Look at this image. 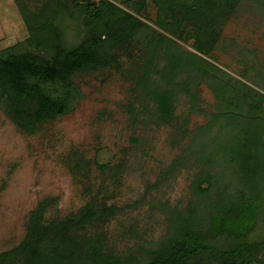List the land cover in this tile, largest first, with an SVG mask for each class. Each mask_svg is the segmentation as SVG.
Returning <instances> with one entry per match:
<instances>
[{
  "label": "rangeland",
  "instance_id": "obj_1",
  "mask_svg": "<svg viewBox=\"0 0 264 264\" xmlns=\"http://www.w3.org/2000/svg\"><path fill=\"white\" fill-rule=\"evenodd\" d=\"M113 1L135 11L139 0ZM156 1H141L144 19L159 32L153 43L140 50L133 46V57L122 54L121 68L77 73L79 93L67 114L28 133L0 109V252L21 243L31 212L46 198L47 223L77 213L93 199L119 207L89 234L101 232L105 248L122 255L151 250L191 222L210 233L209 214L222 202V189L238 190L223 148L217 150L210 139L225 142L231 131L226 118L214 119L222 110L248 109L264 118V0H230L233 6L171 0L168 28L156 23L166 15ZM56 8L54 0H0V50L30 48V26L50 21ZM70 25L75 23L67 22L65 38L72 41ZM209 31L217 40L200 52L196 35L204 39ZM173 59L178 66L170 69ZM232 84L239 95L229 102L224 93ZM243 84L253 93L248 102ZM260 138L263 143L264 130ZM260 203L262 221L264 200ZM241 224L253 225L249 237L264 236L254 224Z\"/></svg>",
  "mask_w": 264,
  "mask_h": 264
},
{
  "label": "trees",
  "instance_id": "obj_2",
  "mask_svg": "<svg viewBox=\"0 0 264 264\" xmlns=\"http://www.w3.org/2000/svg\"><path fill=\"white\" fill-rule=\"evenodd\" d=\"M141 1H135L133 8L136 10L131 11L113 0H98L97 3L94 0H54L58 13L47 23L30 26V48L20 50L12 46L0 50V109L28 133L37 131L48 120L67 114L79 93L74 83L77 73L121 68L122 54L133 57V46L140 50L141 45H151L153 38L159 35L144 19ZM160 1L166 15L156 23L168 28L166 22L175 6L170 4L171 0ZM227 1L233 6L230 0H222V3L227 4ZM69 20L75 23L69 27L75 36L72 41L65 38ZM200 34L196 35V49L210 51L218 36L209 31L202 39ZM192 55L201 58L196 53ZM170 65V69H174L178 60L173 59ZM144 66L148 71L152 68L150 62ZM145 75L143 73L142 78ZM262 81L264 83V79ZM219 85L224 87L223 94L226 81L222 80ZM243 85L246 88L244 100L251 98V88ZM224 95L230 102L239 94L232 84ZM255 106L257 109L261 103ZM247 110L241 114L228 108L214 118L217 121L224 117V124L232 125L231 131L227 130L229 135H225V142L216 137L211 138L210 143L219 145L217 150L223 148L225 159L235 173L238 190L230 186L222 189V202H216L214 211L208 213L211 215L210 233L191 222L181 225L180 234L151 250L142 247L136 252L119 255L105 248V235L101 232L89 234L91 229L120 211L119 207L93 199L77 213L47 223L45 215L50 200L46 198L31 212L27 234L21 243L0 252V264H264V236L249 237L253 225L244 228L241 224L246 221L264 231V220L258 219L260 202L264 200V142L260 138L264 118L256 113L252 116L248 112V115Z\"/></svg>",
  "mask_w": 264,
  "mask_h": 264
}]
</instances>
